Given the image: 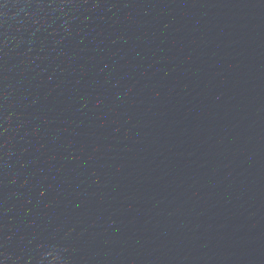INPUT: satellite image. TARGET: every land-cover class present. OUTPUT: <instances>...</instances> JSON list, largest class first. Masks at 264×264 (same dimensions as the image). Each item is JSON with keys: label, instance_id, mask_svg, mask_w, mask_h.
Returning a JSON list of instances; mask_svg holds the SVG:
<instances>
[{"label": "water", "instance_id": "1", "mask_svg": "<svg viewBox=\"0 0 264 264\" xmlns=\"http://www.w3.org/2000/svg\"><path fill=\"white\" fill-rule=\"evenodd\" d=\"M0 264H264V0H0Z\"/></svg>", "mask_w": 264, "mask_h": 264}]
</instances>
